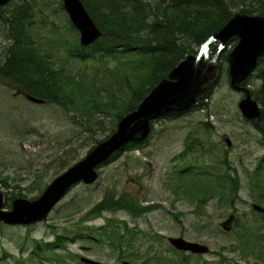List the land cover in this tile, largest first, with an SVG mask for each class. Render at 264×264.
Masks as SVG:
<instances>
[{
  "label": "rangeland",
  "instance_id": "obj_1",
  "mask_svg": "<svg viewBox=\"0 0 264 264\" xmlns=\"http://www.w3.org/2000/svg\"><path fill=\"white\" fill-rule=\"evenodd\" d=\"M32 3L31 35L41 53H50L52 66L66 81V93L75 95L76 103L35 102L0 81V189L13 190L4 186L5 177L9 186L18 185L28 198L37 197L56 176L88 154L96 139L111 132L119 108H93L89 113L87 100L93 106L121 95L117 100L121 105L123 91L117 81L133 70L130 62L121 64L122 58L107 57L102 62L98 57L81 61L70 56L65 42L75 43L79 31L71 27L62 0ZM14 4L0 15L5 17ZM9 29L0 18V50L9 43ZM232 43L221 54L232 49ZM222 60L224 69L205 99L206 108L157 119L146 144L103 165L96 182L72 187L46 220L0 227V264H77L81 256L106 264H123L124 259L133 264H264V201L259 202L264 195V135L241 113L238 103L243 93L232 88L228 63ZM258 85L253 78L248 86ZM204 121L210 123L208 129ZM191 133L197 141L188 140ZM225 136L232 140L229 147ZM261 160L263 166L255 170ZM187 166L190 171L180 178L178 171ZM217 167L239 176L236 195L193 198L187 185L189 172L199 180H213L219 176ZM105 195L134 198L143 211L134 215L117 208L91 213ZM230 214H234L233 225L225 230L221 223ZM113 231L124 236L122 244L111 245ZM60 234L65 245L57 241ZM170 236L204 243L210 250L205 254L179 251L170 244ZM33 239L44 248L52 242L54 249L36 256Z\"/></svg>",
  "mask_w": 264,
  "mask_h": 264
},
{
  "label": "trees",
  "instance_id": "obj_2",
  "mask_svg": "<svg viewBox=\"0 0 264 264\" xmlns=\"http://www.w3.org/2000/svg\"><path fill=\"white\" fill-rule=\"evenodd\" d=\"M15 1L16 4L12 6L5 17L0 15L3 23L10 28L9 43L4 47V50H0V81L48 102H55L62 106L76 103L75 95L66 93V81L62 78L61 72L52 66L53 61L50 58V53L47 51L41 53L36 45L37 42L31 35L35 5L29 0L23 3ZM82 1L103 34L88 47L79 43V37L75 38V43L66 41L67 47L65 48L70 56L76 59L79 57L78 59L81 61L98 57L102 62L107 57H116L123 59L121 62L123 65H128L127 62L132 64L133 70L130 74H125L120 78V81H117L123 91L121 105H117L118 96L121 95H112L110 91L108 93L114 96V99L109 100L108 103H94L91 106V99L87 100L90 104L88 106L90 109H87L89 113L93 108L103 111H108L112 107L119 108L116 112L117 119L137 107L152 88L187 55L196 54L200 43L220 31L235 12L264 15V0H159L155 4L151 0ZM235 39L232 37L226 44H233ZM228 53L229 50L221 54L225 61L228 60ZM222 62L223 60H221V65ZM105 69L108 70L107 67ZM253 78L259 80V85L251 88V92L261 104L260 125L255 126L264 135V55L259 59L254 75L250 76L243 84H250ZM215 84L216 82L205 95L199 98L196 108H206L208 102H205V99L210 97ZM124 95L129 96L125 98ZM76 107L83 106L77 104ZM85 112L80 111L81 114ZM168 116L176 117L178 114ZM117 122L105 137L116 131ZM202 123L206 129L209 128V122ZM150 136L144 141V144L150 139ZM189 139L197 141L198 137L191 133L188 136ZM99 141L101 139H96L93 144ZM140 144L131 142L125 145L113 154L110 161L116 160L124 151L135 149ZM189 147L190 143H187L186 148ZM92 149L93 147L90 150ZM262 162H259L256 170L262 166ZM219 163L222 165L224 161L219 158ZM190 167L179 170V177L187 176L188 173H185L187 170L190 171ZM228 170L222 172L218 167L219 176L213 180L212 178L199 180L193 177L195 174L189 172L192 175L187 179V185L191 187L189 194L197 199L201 198L203 194L214 195L215 193L226 194L225 199L233 197L239 190L240 178L238 175L230 174ZM1 180L8 189L9 187L13 188L12 191L10 189L6 191L7 206H11L14 198L27 196L18 185L9 186L5 177H2ZM258 184L259 182L256 183V185ZM224 185L227 187H223ZM32 187H34L33 184ZM263 196L262 194L259 197V202L264 201ZM135 202L134 199L125 196L105 195L91 213L100 214L104 209L124 208L136 215L143 209H138L137 205H134ZM3 226L4 224L0 225V227ZM243 228L248 229V226L245 225ZM112 233L110 235L112 237L111 245H115L118 241L119 244H122L124 236L119 231ZM33 240L35 242L33 252L36 253V256L44 250L54 249L52 242H46L44 244L46 248H44L37 239ZM57 241L61 245H65L67 242L61 234L57 235ZM77 264L83 263L78 261Z\"/></svg>",
  "mask_w": 264,
  "mask_h": 264
},
{
  "label": "water",
  "instance_id": "obj_3",
  "mask_svg": "<svg viewBox=\"0 0 264 264\" xmlns=\"http://www.w3.org/2000/svg\"><path fill=\"white\" fill-rule=\"evenodd\" d=\"M9 1L0 0V6ZM63 3L73 24L80 31V41L83 45L94 42L102 35L82 0H63ZM231 37L237 38L236 45L229 53L231 85L245 91L246 95L239 102L241 112L247 119L258 123L261 117L260 104L241 83L257 67L259 58L264 53V15L236 12L220 31L204 40L197 54L186 56L134 110L122 117L115 132L99 142L84 158L55 177L40 196L34 199L16 197L9 208L6 206L5 194L0 190V223L27 225L46 219L54 205L74 183L81 180L86 183L95 181L98 177L97 167L114 152L131 141L145 139L150 133L153 120L167 113L188 110L196 105L198 98L219 74L220 52L212 54V43L216 40L225 43ZM29 98L37 102L42 101L34 96ZM226 141L228 145L231 144L229 138H226ZM255 208L261 209L259 205H255ZM233 219L234 214H230L221 226L230 230ZM169 241L177 250L193 253H207L210 250L208 245L187 240L182 236L169 237ZM81 259L85 263L106 264L88 257ZM123 264L133 263L124 261Z\"/></svg>",
  "mask_w": 264,
  "mask_h": 264
},
{
  "label": "bare ground",
  "instance_id": "obj_4",
  "mask_svg": "<svg viewBox=\"0 0 264 264\" xmlns=\"http://www.w3.org/2000/svg\"><path fill=\"white\" fill-rule=\"evenodd\" d=\"M90 151H91V150H90ZM90 151H89V152H90ZM89 152H88V153H89Z\"/></svg>",
  "mask_w": 264,
  "mask_h": 264
},
{
  "label": "flooded vegetation",
  "instance_id": "obj_5",
  "mask_svg": "<svg viewBox=\"0 0 264 264\" xmlns=\"http://www.w3.org/2000/svg\"><path fill=\"white\" fill-rule=\"evenodd\" d=\"M7 6V5H6ZM6 8V7H5Z\"/></svg>",
  "mask_w": 264,
  "mask_h": 264
}]
</instances>
